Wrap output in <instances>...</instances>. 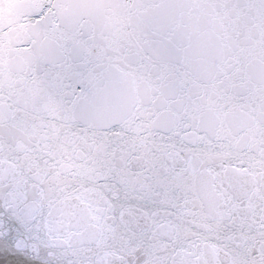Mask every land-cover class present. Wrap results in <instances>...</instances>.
Wrapping results in <instances>:
<instances>
[{
    "label": "snow or ice",
    "instance_id": "snow-or-ice-1",
    "mask_svg": "<svg viewBox=\"0 0 264 264\" xmlns=\"http://www.w3.org/2000/svg\"><path fill=\"white\" fill-rule=\"evenodd\" d=\"M0 264H264V0H0Z\"/></svg>",
    "mask_w": 264,
    "mask_h": 264
}]
</instances>
